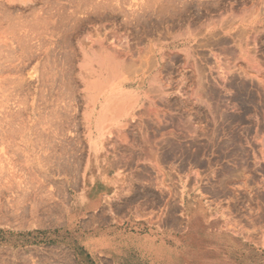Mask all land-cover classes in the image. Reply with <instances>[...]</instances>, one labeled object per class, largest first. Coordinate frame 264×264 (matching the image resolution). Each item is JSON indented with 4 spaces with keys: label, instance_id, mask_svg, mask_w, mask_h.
<instances>
[{
    "label": "rangeland",
    "instance_id": "obj_1",
    "mask_svg": "<svg viewBox=\"0 0 264 264\" xmlns=\"http://www.w3.org/2000/svg\"><path fill=\"white\" fill-rule=\"evenodd\" d=\"M71 1L0 0V264L64 255L27 247L67 211L87 152L85 90L113 70L119 88L150 99L125 103L133 138L112 144L120 198L149 182L158 204L171 193L179 262L242 264L231 235L242 233L249 264H264V0ZM66 107L70 130L46 133ZM145 109L166 140L138 138Z\"/></svg>",
    "mask_w": 264,
    "mask_h": 264
},
{
    "label": "crops",
    "instance_id": "obj_2",
    "mask_svg": "<svg viewBox=\"0 0 264 264\" xmlns=\"http://www.w3.org/2000/svg\"><path fill=\"white\" fill-rule=\"evenodd\" d=\"M208 41L210 43L211 40ZM177 52L184 54L185 50ZM123 88L118 100L111 103L108 110L117 104L122 105L121 110L125 112V103L134 97L150 101L148 93L141 87L135 91L125 85ZM145 110L146 117L140 121L138 138L166 140L167 137L158 131L161 123L155 116L149 120L148 109ZM110 111L102 121L101 130L96 127L90 130L86 124V158L78 177L73 176L70 180V200L63 219L44 227L42 239L27 248L64 254L54 255L51 260L39 255L37 264H184L182 259L178 261L179 250L173 244L171 193L166 189L160 192L158 204L156 184L149 182L144 185L147 190L143 196L120 198L123 187L126 188L127 175L118 172L120 165L112 144L116 141V149L121 148L119 145H123L119 141L133 136L127 127L129 116H112ZM231 235L239 248L237 258L242 264H249L248 242L251 239L242 233ZM180 251H183V246Z\"/></svg>",
    "mask_w": 264,
    "mask_h": 264
},
{
    "label": "bare ground",
    "instance_id": "obj_3",
    "mask_svg": "<svg viewBox=\"0 0 264 264\" xmlns=\"http://www.w3.org/2000/svg\"><path fill=\"white\" fill-rule=\"evenodd\" d=\"M69 1V0H68ZM73 1V0H72ZM71 1V2H72ZM76 1V0H75ZM74 3V2H73ZM83 3V2H82ZM81 3V4H82ZM58 4V3H57ZM63 4V3H62ZM76 4V3H75ZM84 4V3H83ZM87 4V3H86ZM78 5V4H77ZM62 6V5H61ZM64 6V5H63ZM67 6V5H66ZM73 6V5H72ZM264 6V5H263ZM77 7V6H76ZM75 7V8H76ZM79 7V6H78ZM77 7V8H78ZM80 8V7H79ZM263 8V7H262ZM69 9V8H68ZM264 9V8H263ZM59 10H60V8H59ZM64 10V9H63ZM73 10H74V8H73ZM72 10V11H73ZM67 11V10H66ZM71 11V10H70ZM256 11V10H255ZM63 12V11H62ZM251 14V13H250ZM249 14V15H250ZM254 14V13H253ZM252 14V15H253ZM33 15H34V12H33ZM58 15V14H57ZM63 15V14H62ZM248 15V16H249ZM74 17V16H73ZM101 17V16H100ZM36 18H37V16H36ZM48 18V17H47ZM50 18V17H49ZM49 18H48V20H49ZM52 18V17H51ZM54 18V17H53ZM83 18V17H82ZM85 18V17H84ZM83 18V19H84ZM70 19V18H69ZM92 19V18H91ZM248 18H246V20H247ZM41 20H42V18H41ZM73 20H75V19H73ZM100 20V19H99ZM102 20V19H101ZM39 21V20H38ZM77 21V20H76ZM75 21V22H76ZM41 22V21H40ZM51 22V21H50ZM54 22V21H53ZM259 22V21H258ZM26 23H27V21H26ZM71 23V22H70ZM94 23H95V21H94ZM93 23V24H94ZM264 23V22H263ZM25 24V23H24ZM89 24H90V22H89ZM260 24V23H259ZM27 25V24H26ZM72 25V24H71ZM74 25V24H73ZM78 25H79V23H78ZM39 27H41V26H39ZM71 27V26H70ZM7 28V27H6ZM34 28V27H33ZM38 28V27H37ZM50 28V27H49ZM12 29V28H11ZM13 29H14V27H13ZM72 29V28H71ZM74 29V28H73ZM8 30V29H7ZM37 30V29H36ZM36 30H35V32H36ZM76 30V29H75ZM31 31V30H30ZM34 31V30H33ZM45 32V31H44ZM27 34H29V33H27ZM26 34V35H27ZM31 34V33H30ZM35 34H37V33H35ZM39 35V34H38ZM89 35V34H88ZM40 36V35H39ZM91 36V35H90ZM7 37V36H6ZM69 37V36H68ZM89 37V36H88ZM26 38H27V36H26ZM78 38V37H77ZM22 40V39H21ZM83 40V39H82ZM24 41V40H23ZM97 41V40H96ZM22 42V41H21ZM20 42V43H21ZM89 43V42H88ZM158 43V42H157ZM8 45V44H7ZM23 45H25V44H23ZM84 45V44H83ZM195 45V44H194ZM5 46H6V44H5ZM152 46V45H151ZM7 47V46H6ZM199 47V46H198ZM24 48V47H23ZM195 48V47H194ZM27 49H28V47H27ZM26 50V49H25ZM24 50V51H25ZM114 50V49H113ZM200 50V49H199ZM22 51V50H21ZM24 51L22 52V53H24ZM29 51V50H28ZM44 51V50H43ZM152 51V50H151ZM150 51V52H151ZM9 52V51H8ZM26 53V52H25ZM198 53V52H197ZM6 54H4V56H5ZM103 55V54H102ZM171 56V55H170ZM179 56V55H178ZM7 55H6V58L5 57H3V58H5L6 60H10V59H7ZM169 57V56H168ZM2 58V57H1ZM85 58V57H84ZM103 58V57H102ZM192 58V57H191ZM196 58V57H195ZM4 59V60H5ZM69 59V58H68ZM104 59H106V58H104ZM180 59V58H179ZM221 59V58H220ZM147 60V59H146ZM156 60V59H155ZM170 60V59H169ZM173 60V59H172ZM1 61V60H0ZM69 61V60H68ZM102 61V60H101ZM5 62V61H4ZM11 62V61H10ZM146 62V61H145ZM156 62V61H155ZM13 63V62H12ZM12 63H11V65H12ZM106 63V62H105ZM184 63V62H183ZM15 64V63H14ZM13 64V65H14ZM138 64H139V62H138ZM142 64V63H141ZM169 63H167V65H168ZM107 65V64H106ZM145 65V64H144ZM170 65V64H169ZM185 65V64H184ZM183 65V66H184ZM196 65V64H195ZM202 65V64H201ZM5 66V65H4ZM7 66V65H6ZM9 66V65H8ZM8 66H7V68H8ZM189 66V65H188ZM101 67V69L103 70V67H104V63H103V61H102V65L100 66ZM131 67V66H130ZM4 68H6V67H4ZM107 68V67H106ZM105 68V69H106ZM126 68H128V67H126ZM132 68V67H131ZM167 68V67H166ZM189 68V67H188ZM192 68V67H191ZM198 68V67H197ZM11 69V68H10ZM145 69V68H144ZM148 69H149V67H148ZM1 70V69H0ZM134 69H131V70H129L130 72L131 71H133ZM165 70V69H164ZM202 70V69H201ZM5 71H6V69H5ZM115 70H113L112 71V76H113V78H112V81L113 82H109V83H105V84H102V85H100L99 83V80H98V85L96 86V88L94 87V89L92 90L91 88H90V86H88L87 87V89L85 90V102H86V106H85V110H84V112H83V120L85 121V125L87 124V127H89V129L91 130V128L93 127H96V128H98L99 130H101L102 129V121H103V119H104V117H106V116H109V114H108V112L110 111V110H108V109H110L109 108V106H112L111 105V103H115L117 100H118V95L122 92V90L123 89H121V88H119V84L117 85L115 82H114V78H116V79H118L117 77H116V75L114 74L115 72H114ZM128 71V72H129ZM197 71V70H196ZM159 72V71H158ZM163 72V71H162ZM193 72V71H192ZM160 73V72H159ZM108 74H110V73H108ZM128 74H133V72L132 73H128ZM186 74V73H185ZM171 75V74H170ZM100 76V75H99ZM158 76V75H157ZM157 76H155V77H157ZM162 76V75H161ZM102 77V76H101ZM160 77V76H159ZM202 77V76H201ZM227 77V76H226ZM158 78V77H157ZM161 78V77H160ZM225 78V77H224ZM109 79H111L110 77H109ZM122 79V78H121ZM120 79V80H121ZM125 79V78H124ZM159 79V78H158ZM201 79V78H200ZM117 81V80H116ZM151 82H153V81H151ZM203 82V81H202ZM167 84V83H166ZM103 85H105V86H103ZM164 86V85H163ZM225 86V85H224ZM226 87V86H225ZM123 88V87H122ZM167 89V88H166ZM182 89V88H181ZM223 89V88H222ZM179 91V90H178ZM214 91V90H213ZM219 91V90H218ZM229 91V90H228ZM212 92V91H211ZM123 94V93H122ZM163 94H167V93H163ZM197 94V93H196ZM200 94V93H199ZM213 94V93H212ZM215 94V93H214ZM230 94V93H229ZM181 95H183V94H181ZM228 95V94H227ZM118 96V97H117ZM203 96V95H202ZM231 97V96H230ZM101 98H104V101H100V99ZM126 99V98H125ZM163 99V98H162ZM166 99V98H165ZM188 100V99H187ZM212 100V99H211ZM167 100H165V102H166ZM181 101V100H180ZM99 102H101V108L100 109H97L98 108V103ZM167 103H169V101L167 102ZM208 103H210V102H208ZM208 103H206V104H208ZM130 104V103H129ZM162 104L164 105V103L162 102ZM162 104H161V106H162ZM211 104V103H210ZM210 104H208V105H210ZM114 105V104H113ZM117 104H115V106L113 107V109H111V111L110 112H112L111 113V115L112 116H132V112H131V109L130 108H128V109H126L125 110V112H123L121 109H122V105H117ZM165 106V105H164ZM172 106V105H171ZM214 106V105H213ZM231 106V105H230ZM126 107H130V105H128V106H126ZM151 107V106H150ZM218 107V106H217ZM68 107H66V109H67ZM75 107H73V109H74ZM194 108V107H193ZM64 109V108H63ZM71 109L72 108H68L67 110H68V112H67V110L65 111V109H64V113H67V114H64V115H61V114H59V112H58V109H57V111H56V109H55V113L56 114H54V118H52V120L53 121H56L57 123L59 122V124L57 125V124H55L56 126H54V125H52L53 127H56L55 129H51V132H49V131H45L46 133H54L55 135H58V134H60V132H61V130H63L64 128H68L69 127V124H66L67 122H68V120L69 121H71L72 120V117L71 116H73L72 114H70L71 112L73 113V111H75V110H73V111H71ZM152 109H154V108H152L151 107V110ZM156 109V108H155ZM71 112H70V111ZM77 110V109H76ZM149 110V109H148ZM150 110V111H151ZM158 109H156V111H157ZM217 110V109H216ZM149 111V112H150ZM154 110H152V112H153ZM168 111V110H167ZM62 112V111H61ZM144 112V111H143ZM146 112V111H145ZM149 112H147V114L149 113ZM151 112V113H152ZM165 112V111H164ZM137 113H139V112H137ZM154 113V112H153ZM215 113V112H214ZM63 114V113H62ZM73 114H77V112H74ZM98 114V117L96 118V119H94L95 117H96V115ZM143 114V113H142ZM155 114H157V112L156 113H154L153 115H155ZM138 115V114H137ZM139 115H140V113H139ZM144 115H145V113H144ZM162 115V114H161ZM111 116V117H112ZM149 116V115H148ZM160 116V115H159ZM74 117V116H73ZM76 117V116H75ZM133 117V116H132ZM167 117V116H166ZM77 118V117H76ZM125 118V117H124ZM140 118V117H139ZM159 117H158V115H157V117H156V119H158ZM171 118V117H170ZM217 118V117H216ZM74 119V118H73ZM228 120V119H227ZM52 121V123L54 124V122ZM74 121H76V120H74ZM129 121V120H128ZM155 121V120H154ZM156 121H158V120H156ZM145 122V121H144ZM153 122V121H152ZM160 122V121H159ZM71 123V122H70ZM74 123V122H73ZM128 123V122H127ZM161 123V122H160ZM65 125H67V127H65ZM95 125V126H94ZM102 125V126H101ZM120 125V124H119ZM136 125V124H135ZM121 126H123V125H121ZM226 126V125H225ZM70 127H72V125L70 126ZM117 127V126H116ZM131 127V126H130ZM73 128V127H72ZM69 129V128H68ZM131 129V128H130ZM65 130V129H64ZM70 130V129H69ZM117 130H118V128H117ZM66 131V130H65ZM63 134V133H62ZM90 135V134H89ZM118 135V134H117ZM125 135V134H124ZM49 136V135H48ZM56 137V136H55ZM122 137H123V134H122ZM127 137V136H126ZM171 142V141H170ZM182 151V150H181ZM188 151V150H187ZM185 152V151H184ZM182 154V153H181ZM184 154V153H183ZM156 164V163H155ZM119 180V179H118Z\"/></svg>",
    "mask_w": 264,
    "mask_h": 264
}]
</instances>
